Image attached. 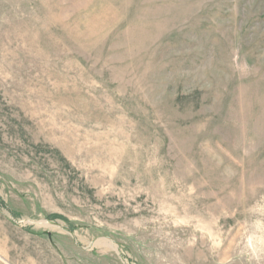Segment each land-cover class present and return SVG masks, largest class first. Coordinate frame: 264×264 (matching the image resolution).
Returning <instances> with one entry per match:
<instances>
[{
    "label": "rangeland",
    "instance_id": "1",
    "mask_svg": "<svg viewBox=\"0 0 264 264\" xmlns=\"http://www.w3.org/2000/svg\"><path fill=\"white\" fill-rule=\"evenodd\" d=\"M0 264H264V0H0Z\"/></svg>",
    "mask_w": 264,
    "mask_h": 264
},
{
    "label": "bare ground",
    "instance_id": "2",
    "mask_svg": "<svg viewBox=\"0 0 264 264\" xmlns=\"http://www.w3.org/2000/svg\"><path fill=\"white\" fill-rule=\"evenodd\" d=\"M104 241V240H103ZM111 244V243H110ZM114 247V246H113Z\"/></svg>",
    "mask_w": 264,
    "mask_h": 264
}]
</instances>
